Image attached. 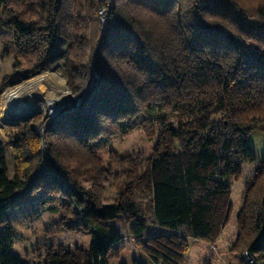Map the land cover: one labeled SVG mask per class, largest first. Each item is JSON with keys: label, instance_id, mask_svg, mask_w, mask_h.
I'll return each instance as SVG.
<instances>
[{"label": "trees", "instance_id": "obj_1", "mask_svg": "<svg viewBox=\"0 0 264 264\" xmlns=\"http://www.w3.org/2000/svg\"><path fill=\"white\" fill-rule=\"evenodd\" d=\"M108 8L0 0V39L13 46L5 55L15 51L28 76L62 63L76 101L88 92L51 124L46 154L32 125L7 145L0 137V264H185L230 224L264 264V160L243 207L231 203L232 182L258 160L249 135L264 131V0H113L104 24ZM158 122L167 126L148 164L130 169L116 201L99 202L82 183L102 184L91 142ZM36 190L47 194L42 206L65 212L43 246L29 229L14 233L6 212ZM83 230L90 250L71 251L70 234ZM50 235L58 248L45 246Z\"/></svg>", "mask_w": 264, "mask_h": 264}, {"label": "rangeland", "instance_id": "obj_2", "mask_svg": "<svg viewBox=\"0 0 264 264\" xmlns=\"http://www.w3.org/2000/svg\"><path fill=\"white\" fill-rule=\"evenodd\" d=\"M104 10L101 11V16L105 24L107 18L105 17V21L103 20ZM8 40V38L0 39V105L2 97L8 89L21 86L24 82H29L44 74L48 75L49 83V87L43 93L44 97L54 99L58 103L63 102L67 98L72 100L71 103L63 106L54 116H49L45 112H37L32 114L33 116H28L20 121H11V123L9 121L11 124L9 127L5 125L2 127L0 123V137L5 145L17 137L25 125H32L34 131L44 141V154H46L47 144L45 140L49 127L65 113L78 108L77 104L67 88V79L62 63L56 64L48 71L28 76L27 72L31 69L30 65L25 61L19 60L20 62H17L15 51L9 52L10 55H5L6 51L13 50L10 40ZM63 86L67 92L62 88ZM165 125L167 126V122H158L154 127L141 128L127 135L118 134L111 137L109 141L98 139L91 142L92 151L102 161L104 169L102 171V184L98 186L88 180H83V186L91 189L102 204H112L118 199L119 191L124 186L125 181H130L135 175L130 169L143 168L148 164L149 159L156 151L157 143L162 137V129L166 127ZM249 143L255 150L258 160L252 164L245 165L241 180L232 182L231 203L235 211H239L243 207L248 182L254 177L256 168L264 160V131L254 130L249 135ZM7 153H11L10 150ZM259 190L257 188V191L254 192L255 196L260 195ZM46 198L47 194L44 190H36L25 199H20L10 204L6 209L9 223L13 227L14 233L19 232L21 229H29L35 233L42 246L44 242L40 238L45 233H51L57 228L65 215L60 205L56 204L54 209L42 206L41 202ZM140 203L144 207L148 204V202L144 201ZM69 237L68 246L71 251H76L77 249L90 250L91 231L83 230L78 233H72ZM59 242H61V239L58 235L56 237L50 235L45 242V246L58 248ZM238 242L237 227L235 224H230L225 228L222 236L214 245L200 242L191 248L185 264H201L204 260H212V264H254L253 259L247 250L244 249V242ZM18 246L19 243L15 242L14 247L17 248Z\"/></svg>", "mask_w": 264, "mask_h": 264}, {"label": "bare ground", "instance_id": "obj_3", "mask_svg": "<svg viewBox=\"0 0 264 264\" xmlns=\"http://www.w3.org/2000/svg\"><path fill=\"white\" fill-rule=\"evenodd\" d=\"M47 77V74L41 75L29 82H24L21 86L8 89L4 93L0 105L2 127L4 125L9 127L11 121H20L37 112H45L49 116H54L63 106L72 102L71 98L58 103L54 99L44 97L43 93L49 87ZM62 88L67 92L64 86Z\"/></svg>", "mask_w": 264, "mask_h": 264}, {"label": "water", "instance_id": "obj_4", "mask_svg": "<svg viewBox=\"0 0 264 264\" xmlns=\"http://www.w3.org/2000/svg\"><path fill=\"white\" fill-rule=\"evenodd\" d=\"M87 95H88V92H86V93H85L80 99H78L77 101L74 99V102L77 104V107H80V106L83 104V102L85 101ZM31 116H33V115H31ZM30 118H32V117H30Z\"/></svg>", "mask_w": 264, "mask_h": 264}, {"label": "built area", "instance_id": "obj_5", "mask_svg": "<svg viewBox=\"0 0 264 264\" xmlns=\"http://www.w3.org/2000/svg\"><path fill=\"white\" fill-rule=\"evenodd\" d=\"M112 2H113V0H108L109 8H108L107 10H104V11H103V20H104V21H105V17L108 19V13H109V9H110V7H111V5H112ZM106 13H107V15H106ZM107 19H106L105 23H107ZM248 257H249V256H248Z\"/></svg>", "mask_w": 264, "mask_h": 264}]
</instances>
